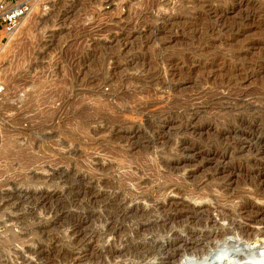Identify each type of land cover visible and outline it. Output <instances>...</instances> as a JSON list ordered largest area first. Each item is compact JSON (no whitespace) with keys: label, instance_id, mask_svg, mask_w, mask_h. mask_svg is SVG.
I'll list each match as a JSON object with an SVG mask.
<instances>
[{"label":"rangeland","instance_id":"374dc122","mask_svg":"<svg viewBox=\"0 0 264 264\" xmlns=\"http://www.w3.org/2000/svg\"><path fill=\"white\" fill-rule=\"evenodd\" d=\"M212 252L264 262V0H32L0 47V264Z\"/></svg>","mask_w":264,"mask_h":264},{"label":"built area","instance_id":"2783aa9c","mask_svg":"<svg viewBox=\"0 0 264 264\" xmlns=\"http://www.w3.org/2000/svg\"><path fill=\"white\" fill-rule=\"evenodd\" d=\"M32 0H16L12 3L9 1H0V27H3L4 32L0 33V47L3 38L10 33L20 19L25 17L31 10L29 2Z\"/></svg>","mask_w":264,"mask_h":264},{"label":"bare ground","instance_id":"6f19581e","mask_svg":"<svg viewBox=\"0 0 264 264\" xmlns=\"http://www.w3.org/2000/svg\"><path fill=\"white\" fill-rule=\"evenodd\" d=\"M29 5L31 6L32 5V1L31 2H29ZM25 18V17H24ZM23 17L20 19V21L21 20H23L24 19ZM216 250V249H215ZM228 250V249H227ZM219 251V250H218ZM220 253V252H219ZM218 253L217 252H215L214 254H213V252H212V254H210V255H205L206 257H204V258H202V259H204L203 261H202V263L201 264H215V263H213V260H214V257H215V255H217ZM221 254V256H220V259H218V261H217V263L216 264H263L264 262H262L261 260H258V261H251L250 260V258H247V257H241L240 256V254L239 253H234V255L232 254V260L230 261V259L228 260V262L226 263L225 261L224 262H220L221 261V259L223 258L222 256V254L223 253H220ZM230 257V258H231ZM217 258H219V256L217 257ZM200 264V263H199Z\"/></svg>","mask_w":264,"mask_h":264}]
</instances>
